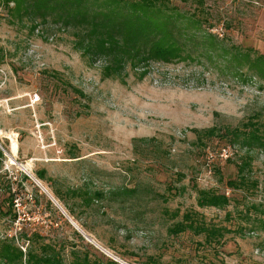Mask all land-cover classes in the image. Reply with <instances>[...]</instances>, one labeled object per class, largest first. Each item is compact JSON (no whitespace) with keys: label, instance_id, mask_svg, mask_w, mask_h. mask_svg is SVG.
<instances>
[{"label":"rangeland","instance_id":"obj_1","mask_svg":"<svg viewBox=\"0 0 264 264\" xmlns=\"http://www.w3.org/2000/svg\"><path fill=\"white\" fill-rule=\"evenodd\" d=\"M173 4L264 55V0H204L197 11L191 2ZM10 8L0 3V238L17 235L25 252L49 247L63 264L84 256L98 264H264V230L245 216L254 205L261 210L252 217L264 219V150L219 137L199 145L194 133L238 127L255 115L264 122V82L183 63H154L143 80L132 72L125 83L106 78L103 63L74 48L72 31L21 20ZM223 148L227 160L218 156ZM246 156L258 188L233 189L228 181ZM124 188L138 193L112 195ZM201 191L230 203L202 207ZM188 212L230 229L224 243L170 234Z\"/></svg>","mask_w":264,"mask_h":264},{"label":"trees","instance_id":"obj_2","mask_svg":"<svg viewBox=\"0 0 264 264\" xmlns=\"http://www.w3.org/2000/svg\"><path fill=\"white\" fill-rule=\"evenodd\" d=\"M176 1L197 5L195 11L202 10L204 5V0ZM0 3L9 8L13 4L10 10L21 20L29 17L39 24L51 21L64 30L72 31L74 48L89 62L103 63L102 72L106 78L119 79L125 83V76L132 72L139 80H143L154 63H183L208 71L215 70L221 74L219 77H231L243 82L258 78L264 82V55H254V51L206 29L204 25L208 23L207 17L184 11L174 5L173 0H0ZM198 77L202 81V75ZM255 116L238 127L195 129L198 144L202 145L204 139L219 137L247 150H264V122L260 115ZM250 168L251 157L242 158L237 165L238 178L229 180V187L246 191L258 188V181L247 174ZM38 178L43 180L41 176ZM137 193L136 188H124L113 191L112 195L134 196ZM72 194L82 196L76 191ZM94 196L101 198L102 194L94 193ZM56 198L67 208L64 197L56 193ZM8 199L13 206L14 195ZM83 201L90 204L92 198L86 196ZM229 203L230 199L224 194L213 191L199 193L198 204L202 207L222 208ZM251 210L261 209L252 205L245 210L248 213L245 215L248 218L247 225L252 229L264 230V219L252 217ZM0 214H5L1 207ZM16 218L14 215V220ZM187 231L203 234L208 244L224 243L226 235L231 232L226 227L207 223L189 212L169 228L173 235ZM17 238V235L0 238V264H63L58 253H48L49 247L41 246V252L31 248L23 251V246L15 242ZM72 264L98 262H91L88 256H84Z\"/></svg>","mask_w":264,"mask_h":264},{"label":"built area","instance_id":"obj_3","mask_svg":"<svg viewBox=\"0 0 264 264\" xmlns=\"http://www.w3.org/2000/svg\"><path fill=\"white\" fill-rule=\"evenodd\" d=\"M216 34H218L220 37H223V33L222 32L216 31ZM218 156L221 159L227 160L229 158V156H230V150L228 148H223V149H221L218 152ZM210 158L211 159H214V156L213 155H210Z\"/></svg>","mask_w":264,"mask_h":264},{"label":"water","instance_id":"obj_4","mask_svg":"<svg viewBox=\"0 0 264 264\" xmlns=\"http://www.w3.org/2000/svg\"><path fill=\"white\" fill-rule=\"evenodd\" d=\"M39 185L45 190V192L48 194V196L51 198L52 201H54L56 204H58L55 199L51 196V194L48 193V191L40 184L39 182Z\"/></svg>","mask_w":264,"mask_h":264},{"label":"bare ground","instance_id":"obj_5","mask_svg":"<svg viewBox=\"0 0 264 264\" xmlns=\"http://www.w3.org/2000/svg\"><path fill=\"white\" fill-rule=\"evenodd\" d=\"M16 148H17V146H16V144L14 143V145H13V150L15 151Z\"/></svg>","mask_w":264,"mask_h":264}]
</instances>
